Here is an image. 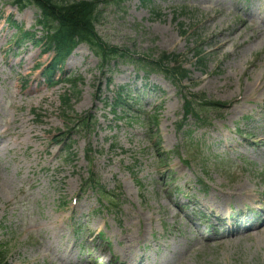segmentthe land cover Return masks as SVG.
<instances>
[{
    "label": "rangeland",
    "instance_id": "374dc122",
    "mask_svg": "<svg viewBox=\"0 0 264 264\" xmlns=\"http://www.w3.org/2000/svg\"><path fill=\"white\" fill-rule=\"evenodd\" d=\"M15 1L0 0V134H7L0 140V249L7 263L264 264V233L252 230L264 224V87L252 94L255 101L242 103L243 112L230 114L228 107L247 86L264 83V39L236 56L234 44L223 50L216 44L219 31L239 27L244 10H261L264 0L111 1L100 8L97 31L133 61L102 69L81 46L55 70V84L36 70L52 63L53 54L17 44L15 27L38 31L39 12ZM218 11L226 18L212 21ZM166 53L182 57L187 80L177 84L151 68L145 73L137 61ZM58 79L80 82L71 87ZM122 93L130 103L125 110L111 105ZM66 95L72 97L67 113ZM196 97L216 106H200L184 120V106ZM78 115L90 117L89 132L65 118ZM90 170L114 200L84 184ZM239 181L250 184L255 203L231 198L225 209L201 208L198 199H218ZM213 214L254 227L245 237L222 240L226 228ZM131 235L145 237L125 247Z\"/></svg>",
    "mask_w": 264,
    "mask_h": 264
},
{
    "label": "trees",
    "instance_id": "16d2710c",
    "mask_svg": "<svg viewBox=\"0 0 264 264\" xmlns=\"http://www.w3.org/2000/svg\"><path fill=\"white\" fill-rule=\"evenodd\" d=\"M109 1L73 0L67 3L58 0H16V3L22 9L28 7V5L38 8L41 14L37 24L44 35L40 47H46L47 51H56L58 58L62 61L83 43L88 44L102 60L121 55L120 50L110 47L103 41L96 29L100 17L99 5L108 4ZM119 2H124V0H119ZM34 42L36 43L37 40ZM121 56L125 57V55ZM198 56H200V53ZM171 58L165 57L167 62L171 61ZM199 60L201 61L200 58ZM152 64L157 66L159 70H165L162 59L157 64ZM166 73L171 74L173 78H186L184 76L185 71L182 73L181 69L171 73L166 71ZM68 103L70 101L67 99L64 106L68 107ZM0 264H3L2 260H0Z\"/></svg>",
    "mask_w": 264,
    "mask_h": 264
},
{
    "label": "bare ground",
    "instance_id": "6f19581e",
    "mask_svg": "<svg viewBox=\"0 0 264 264\" xmlns=\"http://www.w3.org/2000/svg\"><path fill=\"white\" fill-rule=\"evenodd\" d=\"M238 10H239L238 12L240 13L242 11V8L239 7ZM244 12H248V13H245V16L243 15L242 24L239 27H233L232 30L229 31V33L227 32L225 33V30L223 29L216 34V44L218 45L219 50H223L227 46L234 44L233 46L235 47V56H236V54L240 51L244 52V51L252 50L260 38L264 39V32H263V29L261 28V27H264V7H262L261 10L260 9L258 10L255 8L250 12L247 10H244ZM218 18H226V17H224V13L222 11H218L217 14L214 16V18L212 19V21ZM254 23H258L261 27L255 26ZM246 31H249V32H246ZM249 35H250V38L247 39V36ZM237 37L240 38L241 42H238V43L234 42V40ZM29 60L31 61L32 58L31 59L29 58L26 62H29ZM18 65L20 68L24 70H26L28 66V64H26L22 60L19 61ZM260 87L263 88L264 83H259V84L255 83V84H251L250 86H247L245 88L247 91L245 92V95L242 98L233 100V102L228 105V107L233 108L230 114H233L234 112H240V111L243 112L246 106H242V103L247 100L249 102L255 101L256 99L254 100L251 96L252 94H257V92H259L260 90ZM40 92H41V89L37 88L35 90V94H38ZM6 135H7L6 133L0 134V140H6ZM241 146H243L245 149L247 148V146H245V143H241ZM215 195L218 197V199L216 197H214L211 200L198 199L199 201L198 203L200 204L201 208L206 207V205L211 203V204H215L219 209L221 208L225 209L227 203H229L231 198H236V200L239 202L250 201L252 203H255L256 198H258L257 194H255L254 192L253 193L251 192L250 184L248 182H242V181H239L237 184L233 185L226 193L220 192ZM167 197L170 201V195H167ZM217 200H219L217 204L214 203ZM172 204L176 207L175 203H172ZM165 213H167V211H165ZM169 213L172 214L171 211H169ZM218 213H221V211L218 210ZM180 214L183 219L187 220L190 223L189 219L183 213H180ZM193 226L197 227V224L193 222ZM193 226L191 224L190 230L194 231L197 234L198 232L195 231ZM255 230H256L255 232L257 233H260V234L264 233V225L257 226ZM239 236L240 235H237L234 237H239ZM242 236L245 237V235H242ZM242 236L240 237L242 238ZM249 236H251V233H249L248 236L246 237H249ZM144 237L137 238V239H135L133 235H131V237H127V240H126L127 243H125V247H128L131 244L129 243V241L134 243V241L142 240L144 239ZM123 258L125 261H128L129 259H131L130 255H126V254H123ZM160 264H162V262Z\"/></svg>",
    "mask_w": 264,
    "mask_h": 264
}]
</instances>
